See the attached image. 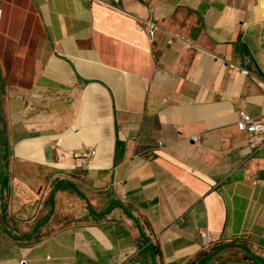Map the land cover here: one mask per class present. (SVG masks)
<instances>
[{"label": "crops", "instance_id": "crops-1", "mask_svg": "<svg viewBox=\"0 0 264 264\" xmlns=\"http://www.w3.org/2000/svg\"><path fill=\"white\" fill-rule=\"evenodd\" d=\"M0 10V264H264V0Z\"/></svg>", "mask_w": 264, "mask_h": 264}, {"label": "built area", "instance_id": "built-area-1", "mask_svg": "<svg viewBox=\"0 0 264 264\" xmlns=\"http://www.w3.org/2000/svg\"><path fill=\"white\" fill-rule=\"evenodd\" d=\"M0 15H1V10H0ZM147 29H148V31H152L153 24L151 22H147ZM238 115H239V120L236 124L238 130L247 132L249 134L264 133V124L263 123L254 121L244 111H239ZM257 143L258 142L256 140L251 141L252 146H255ZM89 153H92V151H90ZM79 165H80V159H79V157H76L75 166H79ZM200 237H201L204 244H208L212 240L211 236L205 231L200 232Z\"/></svg>", "mask_w": 264, "mask_h": 264}]
</instances>
